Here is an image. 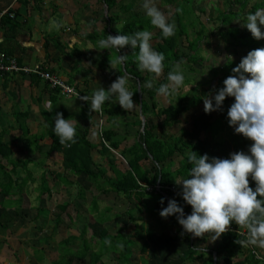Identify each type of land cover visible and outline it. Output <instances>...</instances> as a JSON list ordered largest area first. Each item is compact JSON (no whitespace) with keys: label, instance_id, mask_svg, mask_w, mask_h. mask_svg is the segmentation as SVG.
Wrapping results in <instances>:
<instances>
[{"label":"crops","instance_id":"obj_1","mask_svg":"<svg viewBox=\"0 0 264 264\" xmlns=\"http://www.w3.org/2000/svg\"><path fill=\"white\" fill-rule=\"evenodd\" d=\"M5 10L15 12V19L11 22L13 25L15 23V25L14 30L10 31V25H6L0 21V53H10V55H7L15 58L19 65L29 67L40 65L43 70L58 76L62 81L74 86L81 93L88 96H92L94 91L101 87L107 90L117 79L115 72L111 71L113 69L104 71V49L99 50L97 48V42L104 36L103 32L106 25L103 3H99L97 0H0V15ZM88 35H94L96 39L92 42L87 39ZM127 78V87L133 92L131 83H129L130 78L128 76ZM176 95L182 96L187 94ZM188 95L189 99H191L193 94ZM199 96L200 102L194 106H190L189 110L186 111L187 113L199 110L204 95L199 94ZM132 99L134 105H136L133 110H124V114L118 118L108 119L106 117L105 129L111 130L114 136L113 141L119 142L118 149L111 148L112 151L116 152V154L111 152L114 155L112 165L109 164L110 158L102 156L98 152L99 149L96 148L99 146L95 137V131L93 130L96 114L95 111L90 110L89 103L61 96L56 88H51L46 81L38 76L35 77V75L6 74L0 78V140L2 143L9 144V148L12 151L11 159L14 162L20 165L26 164L25 167L17 168L15 174H13V171H11L12 166L8 165L6 161H3L6 162V164L3 163L5 172L2 171V173H0V176L3 174V176L0 177V195L6 192L5 186L3 185L6 183L4 179L7 174L11 175V178H18L19 183L27 179L21 194L16 193V195H13L14 190H12L11 193L0 198V223L5 224L9 218L6 211H3L1 205L7 203L8 212H12L14 209L15 211H19L17 201L20 195L25 197V203L28 204L25 207L24 203L20 208L24 210L34 209L33 207L35 206L29 202L28 186L32 179L41 178L43 172L45 178L51 181L50 183H52L53 189L42 195L39 194L40 196L38 199H41L40 204L42 202L43 207L50 210V214L44 217V219L54 220L55 222L58 221L57 226L60 228L59 230L61 233L68 231L69 228L73 226H80V232L82 228L84 229L88 221L85 217L86 212L82 213L78 211L80 210L81 204L78 205L79 203L77 200H75L73 204L71 203L74 199L86 201L87 197L92 195L94 187L95 190L100 193L97 187L104 184V225H112L115 222L116 225H119V223L125 224V221H127L132 228L139 226L144 236L147 232L153 233L156 238L164 236L170 237L176 234L178 226H171V216L165 219L157 215V218L165 219L166 227L169 228V226H171L167 233H157L154 230L151 231L149 229L152 228H146L145 225H143L145 227V232L141 228V223H145L142 221L145 219V215H156V212L160 213L164 208L165 205L160 203L161 198L158 195L141 198L133 193L130 198L127 199L124 195H119L111 191L108 187L107 181H113L119 177L118 173H123L129 169L126 160L121 154L122 151L130 148L134 142L137 141V135L136 132L133 131V127H135V125L139 126L137 125L138 121L141 122L139 102L141 99L146 100L147 94L142 97V95L139 96V94L135 95L133 93ZM189 99L185 102H188ZM110 101L118 105L116 95H113ZM154 102L157 103L156 100H154ZM49 103H51L53 109L51 112H49L47 108ZM156 106L158 107V104H156ZM162 106L165 105L160 104L158 108H162ZM57 112L62 113L64 119H68L73 123L77 135L82 136L85 134V138L90 143L96 145V149L91 153V157L95 165L99 166V168H104V178H100V182L95 181L98 182L95 183L85 175L76 176L69 172H65L62 153L53 152L49 154V148L53 143L52 138L58 137L54 132L55 114ZM207 114L209 115V113ZM194 115L195 114L192 113L191 116H183L185 120H181L180 123H183V126H181L184 129L190 127V123H192L191 120L195 118ZM203 117H205V115L198 117L197 121H195L196 129L191 142L197 143L199 148L209 155H214V152L217 150L218 154H232V143L227 141L226 136L223 134L217 135V132H215V134L214 132L212 133L211 129L209 130L208 127H213L214 124L210 122L211 125H208L207 123H209V121H204ZM149 118L156 119L150 115ZM215 118L218 125L219 123H223L218 120L217 113ZM118 126L121 127L119 128ZM116 128L117 131L115 130ZM140 128L141 126H139V129ZM25 129L28 131L27 134L22 132ZM118 130L121 131L119 132ZM13 136H15L17 140L13 141ZM100 137L102 140L101 135ZM116 155L124 162L123 164L121 162V164L118 163V158H115ZM100 158L104 159L102 164L98 162ZM181 159V156L176 153L170 161H168V163L171 164L170 171L172 173L176 170V163L181 161ZM38 163H43L40 171L30 172L28 170L30 164ZM146 165L148 164L144 162L143 166ZM61 179H65L66 182L63 183ZM102 181L104 182L103 184H101ZM59 189L67 190L69 194L73 195V198H71L70 201L59 198L58 201L54 202L52 196L57 194L56 191ZM162 196L164 197L165 194H162ZM49 197L50 203L48 206L44 204V201L48 200ZM164 198L166 199V196ZM94 202L95 200L93 201L91 198L90 204L85 206V203H83V207H85V209L88 207L89 209L93 208L94 210V205H96ZM72 205L74 206L73 208ZM108 209L110 212H113V216H108L106 212L109 211ZM54 211L57 213L59 212L58 219L56 216L57 213H54ZM72 212L77 214L76 218H74ZM128 212L131 213V215ZM123 214H125V216H122ZM130 216H132V218H129ZM33 217H36L33 221L32 219L30 221L28 217H24L23 222H21L22 219L17 216L16 223L13 224V222H11L8 224V228L10 229H7L5 232L6 234H3L0 229V242L4 243L6 241L3 236L7 234L17 239L18 237L13 234H17L19 230L25 227L29 222L36 225L40 215H35ZM17 226L19 227L13 231L12 228ZM54 226H56V224H54ZM122 227L120 231L122 230L123 233L126 234ZM104 230L106 229L104 228ZM9 231L11 233H7ZM36 233L38 234L34 237L35 242L36 239L40 238V231ZM119 233L120 232L116 230L115 234ZM78 236H80V234L77 236L71 234L60 238V242L57 241V243L61 244L62 240L66 238H77ZM128 237L129 240L135 241L133 233H129ZM204 238L206 240L205 245L212 248L219 241V238L215 241L210 240V235H205ZM190 241H192L191 237ZM93 242L95 241L93 240ZM100 242L101 240H98V245ZM136 242L142 243L140 240ZM157 242H159V240H157L156 243ZM34 245V247H36L35 250L47 253L43 246L37 245V242ZM199 247H204V245ZM253 247L264 257V250L255 246ZM132 248L133 247H131V249ZM3 249L4 247L2 245L0 247V258H7L6 260L3 259L5 261L2 262V264H7L9 256L8 254L4 255V252H2ZM110 253L114 254L113 252ZM50 256H52V254L45 257V261L43 259H36L38 262L37 264H51L55 262L48 261ZM104 256L102 258H104ZM116 256L119 258L117 254ZM239 259H242V257L240 258L239 256L238 258H234L233 262ZM8 263H11V261H8ZM97 264H101L100 261Z\"/></svg>","mask_w":264,"mask_h":264},{"label":"trees","instance_id":"obj_2","mask_svg":"<svg viewBox=\"0 0 264 264\" xmlns=\"http://www.w3.org/2000/svg\"><path fill=\"white\" fill-rule=\"evenodd\" d=\"M158 1L164 6L174 5L175 7L173 14L167 20V22L169 23L174 21L176 25L175 35L172 37L165 38L162 35L161 30L151 24L150 17L140 12H137L131 0H97V2L103 3L105 5L107 12L105 17L106 25L104 27L103 32L104 36L101 39H107L108 35H111L113 37L118 34L131 35L138 31L147 30L151 33L150 45L153 50L161 52L165 56V60L163 61L164 69L162 72V76L161 79L158 80L155 77V74L150 73L147 70H140L139 62L137 59L139 54L138 47L131 48V46L128 45L120 49L118 52L115 48L104 49V71L113 69L111 71L115 72L116 77L128 76L130 80H134L139 84L141 95L147 94V98L151 101L150 103H148L144 99L140 100V113L145 118L144 128L142 131L137 133V141H135L130 148L122 151L121 154L122 157L126 160L129 169L124 171L123 173H118L119 177L114 179L113 181L107 182L108 187L111 191L116 192L119 195L122 194L127 199H129L133 193L141 198H147L153 195H158L164 200V208L168 206L169 200H175L178 206H181L183 208L184 215L186 218L188 215L191 214L192 210L190 206L187 205L186 202L183 200L181 195L182 185L178 184L183 179L191 178L188 174L192 165L187 161L186 154L190 150L196 152L198 156L204 155L206 154V152L199 148L197 143L191 142V139L194 137L195 130L187 132L183 128H181L179 135H176L177 130L175 128L171 131L170 134H168L167 130H163V126H166L168 129L169 127L173 128L172 126H174L175 124H180L179 116L183 112L188 111L190 106H194L200 102L199 94H208V92L205 90L201 91L197 86H194L186 93H182L187 95L177 96L175 104L168 105L162 108H158L156 106L154 98L158 95L157 89L160 85L169 84L168 73L170 71H174L176 65L180 66L182 72H184L183 68H185L184 62L187 63L185 65L189 67V69L186 68V71L189 72L190 70H192L190 69L191 64L200 65V62H202L203 60V57L200 55V45L201 42L205 40L210 33L207 32L204 24L199 21L198 16L195 14L193 0ZM248 2L249 0H226L227 9L224 11H218L216 18L219 25L227 27L226 31L222 32L220 35L230 37L233 41V44H236L238 47L246 50L247 53L251 50L260 48L261 44L264 42L263 39L259 41L255 40L251 34H249L247 37H243L241 32L243 29L247 28L243 27V29L241 30L242 27L232 25V22L242 20L243 17L241 12L245 10ZM233 4H237L239 6L238 11L231 10L230 6H232ZM178 8L182 9V12H178ZM257 9H264V2L261 1L252 4L250 10L248 11V14L254 13ZM14 19L9 18L7 14H3L2 16H0V21L2 23L10 25V31L14 30L15 23L14 25L11 23ZM183 38L186 43V48L189 50L187 54L180 48V41ZM87 39L93 42L96 39V36L88 35ZM227 43L229 46L232 45V43L230 42ZM233 52H235V50H233ZM3 53L5 55H10V53L7 52ZM119 55L126 56L125 62L123 64L113 63V61ZM230 66L231 64L227 62L225 66L219 68L217 70V73H215V75H222L220 78H218L217 89L223 87V81L227 78L228 72L225 69H228V67ZM183 75L185 77L183 85H190L192 78L186 75L185 72L183 73ZM150 80L155 81L151 89L145 86V83ZM63 83L73 88L80 95L86 96L85 94L77 90L74 86L67 84L64 81ZM132 89L133 93L135 95H138L136 86H133ZM56 90L59 94H61L59 88H56ZM188 94L195 95H192L191 99L188 102H185L189 99ZM229 98L234 101V97H226L222 104V110L215 111L217 113L218 120L221 122L224 121L225 123L228 122L227 112L231 106V100H229ZM74 99L83 102L81 98ZM86 103L91 104V100L89 99ZM102 108L103 110L101 111V116L102 118L104 117V122L106 121V117L108 119H112L118 118L122 114H124V110L120 107V105H117L112 101H106ZM203 113L205 114V112ZM95 114L97 115L98 112H95ZM149 115L155 118H162V127L149 124ZM197 119L198 118L192 119V122L197 121ZM137 125L141 126V122L138 121ZM232 132L234 133V139L232 141L233 153L240 151L244 152L245 154H250L248 150L253 142L240 134H236L234 130ZM23 133L27 134V129L23 130ZM101 136L102 142L99 143V146L97 147L85 138V134L82 136L77 135V142L71 147L62 146L59 143V137H56L57 139L53 137V143L49 148V154L53 152L62 153L63 168L65 172H70L71 174L76 176L85 175L94 181L100 178L103 179L104 168H99V166L95 165L92 160L91 153L96 148L99 149L98 152L102 156H107L108 158H110L109 164L113 165L114 155L111 153V148L118 149L119 142L113 141V132L111 130L105 129L104 123L101 127ZM187 137H189L190 140H186ZM176 153L179 154L182 159L179 163L178 168L175 170L174 173H172L170 171L171 164H169L168 161H170V159ZM11 156L12 151L9 148V144L2 143V141L0 140V173H2V171L5 172L4 164H6V162L8 163V165L12 166L11 171H13V174H15L17 168L26 166V164L20 165L19 163L14 162L11 159ZM212 157L220 159H230V155L214 156L212 154L209 156V158ZM144 162L148 165L143 166ZM4 181L6 183L3 186H5L6 192L1 194L0 198L11 193L12 190H14L13 195H16V193L21 194L27 179H24L23 182L19 183L18 178H11V175L7 174ZM254 183L255 181L252 180L251 177H249V186L250 184L253 186ZM156 185L161 187V191H156ZM168 186H174L175 191H169L167 189H164ZM146 188H151V190L147 191ZM97 189L101 194H104V184L101 186L99 185ZM38 191L40 195L47 193L41 190ZM162 194H165L166 199L164 198L165 196H162ZM259 198L260 197H258V199ZM40 200L37 202V205L33 207L34 210L37 211L38 215H40V210L45 208L42 206V202L40 204ZM17 202L19 211H15L14 209L12 212H8V204L6 203L4 205H1L3 211H6L9 217L5 224L0 223V229L3 234H5L7 229H10L8 228L9 223H16L17 216L22 219L21 222H23L24 217H28L30 221L31 219L32 221L36 219V217L30 218V210H24L20 208L25 203L24 196L20 195ZM27 205L28 204L26 203L24 204L25 207ZM94 207H96V205H94ZM54 213L57 212L54 211ZM129 214L131 215V213ZM56 216L58 219L59 212L56 214ZM129 218H132V216H130ZM55 224L57 226L58 221L55 222ZM171 226H178L176 234L170 237L164 236L160 238H156L155 235L151 232H147L144 236L142 234L141 229H139L140 227L135 226V228L137 229L136 233L134 234L135 241L129 240L128 235L124 234L122 230L119 231V234L109 235V233L103 229L99 233L101 243H104V241L108 238H113V241L111 240V247L105 246L103 250L100 249L98 250V252L92 251L91 253L88 252L87 248L83 249V251H81L79 254H76L75 257L71 256L70 259H67L65 261L63 260V264H73L74 260L81 261L86 257L88 258L87 264H97L104 255L110 252H113L114 254L118 255V263L129 264L132 257L131 247H135L137 243L136 241L138 240L142 241L140 245V254H146L147 256H149V262L150 259L159 258L162 262H164V264H173L174 257H176L178 262L177 264H214L213 253H215V264L261 263V261L259 262V260H257L254 255L249 252L247 247H240V245L236 243V241L244 239L236 233L229 232L222 234L219 237L218 243L213 248L208 246L200 248L199 243H205V238L194 237L191 233H185L182 226L178 223L175 215L171 216ZM230 226L232 228L238 227V225L233 222L230 224ZM18 227L19 226L13 227V231ZM38 231H42L41 228H38ZM84 233L85 229H82L79 237H82ZM190 237L192 241H190ZM157 240H159V242L156 243ZM68 242L70 243V238L62 240V243L65 245L69 244ZM121 244L123 245V248L120 247ZM1 246L2 243L0 242V247ZM239 256L240 258L242 257V259L235 260L233 262V259L238 258ZM56 262L58 261H55L52 264ZM262 263L264 264V262Z\"/></svg>","mask_w":264,"mask_h":264},{"label":"clouds","instance_id":"obj_3","mask_svg":"<svg viewBox=\"0 0 264 264\" xmlns=\"http://www.w3.org/2000/svg\"><path fill=\"white\" fill-rule=\"evenodd\" d=\"M143 8L151 18V24L160 29L165 38L175 35V22H167L165 15L154 5L153 0H144ZM9 11V10H8ZM182 12V9H177ZM244 27L255 40L264 39V9H257L246 17ZM151 33L147 30L138 31L131 35H108L107 39L97 42L99 50L115 48L118 52L125 46L139 48L138 62L140 70H147L160 76L164 69L165 56L154 51L150 45ZM125 55H119L113 61L123 64ZM232 73L223 81V87L216 90L211 98L203 99L204 112L222 110L226 97H234V103L227 112L228 124L234 127V132L251 140L250 154L236 152L230 154V159L209 158L207 154L197 155L190 150L187 161L192 165L189 177L183 179L181 195L192 212L185 218L183 208L175 200H169L168 206L159 215L162 218L176 216L178 223L185 233L194 237L210 235L215 241L230 229L235 222L248 230V238L236 241L240 247L255 246L264 250V48L248 52L240 63L232 68ZM127 76H118L105 90L101 87L95 90L91 97H80L83 101L91 100L90 110L101 112L106 101L113 95L125 111H131L136 105L133 102V92L127 87ZM171 84H162L157 89L158 94L165 97L174 95L183 85L185 77L179 65L168 73ZM155 81L150 80L145 86L151 89ZM78 97L79 93H75ZM51 112V103L47 106ZM54 132L59 137V143L71 147L77 142L76 129L72 122L63 118V114H55ZM249 177L256 183L253 190L249 186ZM258 197H260L258 199ZM164 203L163 198L160 201ZM110 244L109 240L104 241ZM123 248V245H120Z\"/></svg>","mask_w":264,"mask_h":264},{"label":"rangeland","instance_id":"obj_4","mask_svg":"<svg viewBox=\"0 0 264 264\" xmlns=\"http://www.w3.org/2000/svg\"><path fill=\"white\" fill-rule=\"evenodd\" d=\"M264 2V0H249L245 10H243L241 12L242 14V20H237L232 22V25L234 26H240L242 27L241 30L243 29V24L246 23V17L248 15V11L250 10V7L252 4L256 3V2ZM131 2L133 3L134 7L136 8L137 12H140L142 14H146V10L143 8V3L144 0H131ZM154 5L165 15L166 20H168L170 18V16L173 14L174 12V5H170V6H164L162 4H160V2L158 0H153ZM193 7H194V11L195 14L198 16L199 21L202 22L207 30V32H209L210 34L208 35V37L203 40L201 42V51H200V55L203 57L202 62H200V65L198 64H191L190 65V72L186 71V68L189 69V67H187L185 64H187L186 62H184V67L183 71L185 72L186 75H188L191 80L190 85H181L178 89V91L171 96L165 97L163 95L158 94L156 96V98H154V100L157 101L156 104H158V107H160L161 105H165L168 106L175 104V100L177 95L176 94H182V93H186L187 91H189L192 87L197 86L201 91H207L208 94H200V95H204V97L202 98V103L199 106V110L196 112H183L179 118L180 121H184L185 118H183V116H191L192 113H194L195 118L197 117H202L203 115H205V117H203V120L208 122V125H211L210 122L213 125V127H208V129L212 131V133L217 132V135L223 134L224 136H226V140L230 141L232 143L233 141V137H234V133L232 132L234 130V127H230L228 122L225 123L223 121V123H218L215 121V116H216V112L213 111L211 113H209V115H206V113L204 114V103H203V99L205 97L211 98L212 96H214L216 94V90L218 85V78H220L222 75H215V73H217V70L219 68H222L223 66L226 65V63H230L231 66L228 67V69H225L227 72V77H229L230 75H234V73H232V68L236 67L241 59L243 57H245L248 53L246 50L238 47L236 44H233V41L231 40L230 37L225 36V35H220L222 32L226 31L227 27L226 26H221L218 24V21L216 20L217 18V14L218 11H224L227 9V3L226 0H193ZM231 7V10L233 11H238L239 6L237 4H233ZM104 9L106 11V7L104 5ZM202 9V11H201ZM104 11V12H105ZM261 27V31L264 32V26H260ZM242 36L243 37H247L249 34H251L247 29H243L242 30ZM264 40V39H263ZM227 42L232 43L231 46L228 45ZM180 48L182 49V51H184L186 54L189 52V50L186 48V43L184 41V38L181 39L180 41ZM260 48H264V42L261 44ZM233 50H235V52H233ZM216 71V72H215ZM183 72V73H184ZM161 76L156 77L158 80L161 79ZM130 81V82H129ZM128 82L131 83V86L133 88V86H136V88L139 86V84L137 82H135L134 80H129ZM171 84V82L169 81V85ZM140 87V86H139ZM195 95V94H193ZM145 96L142 95V97ZM165 100V101H164ZM190 100V99H189ZM229 100H231L229 98ZM147 102H151L148 98L146 99ZM234 103V101L231 100V105ZM162 106V107H165ZM137 108V107H136ZM99 114L95 115V123H94V133H95V137L98 143H101V137H100V132H99V126L100 124L104 123V117L100 120V118L98 117ZM150 119L149 124H154L156 126L162 127V118H156V119ZM214 119V120H213ZM189 120V119H188ZM192 122V120H191ZM200 122V121H199ZM223 124V125H222ZM183 123L180 124H175L174 126H172L173 128L169 127L167 129L166 126L164 127V131L167 130L168 134L171 133V131L175 128L176 131V135H179L180 133V129L183 128ZM119 128L121 126H118ZM226 127V128H224ZM184 129V128H183ZM196 129V123L195 121H193L192 123H190V127L187 129H184L185 131H193ZM117 131V128L115 129ZM103 131V129H102ZM119 132L121 130H118ZM133 131L136 132V135L138 132L142 131V127L139 129V126L133 127ZM23 132V131H22ZM222 135V136H223ZM13 141L17 140L15 139V136L12 137ZM186 140H190L189 137L186 138ZM192 140V139H191ZM114 154H116L115 151ZM218 150L216 152H214V155H218V156H224L225 154H218L217 153ZM232 152V151H231ZM225 153V152H224ZM233 153V152H232ZM208 156L212 155V154H208L206 153ZM115 158H118V163L119 164H123L124 162L121 161L120 157L118 155L115 156ZM98 162L100 164H102L104 162V159L100 158L98 159ZM117 162V160H116ZM121 162V163H120ZM179 162L176 163V169L179 166ZM43 163H38V164H30L28 170L30 172H35V171H40L41 170V166ZM68 173V172H67ZM70 173V172H69ZM47 177V175H46ZM44 178V179H42ZM31 180V179H30ZM61 181L63 183L66 182L65 179H61ZM59 181V182H61ZM94 181V180H92ZM95 181H100V179H97ZM94 181V182H95ZM51 181H49L47 178H45V175H41V178H34L31 180V182H29V186H28V197H29V202L30 204L36 206L37 202H38V198H39V193L38 190L44 191V192H48L51 191V189H53V185L52 183H50ZM104 182L102 181L101 184H103ZM93 187V186H92ZM250 187H252L253 189L256 188V183L253 184V186L250 184ZM65 189V188H64ZM64 189H59L57 190V194L52 196V199L54 202L58 201L59 198L60 199H64L67 201H70L71 198H73L72 194H69V192L67 190ZM51 195V194H50ZM37 197V199H36ZM45 197V196H44ZM93 199V201L95 200L94 203H96L97 207H94L95 210H93V208L89 209V207L87 209H85V207H83V203H85V206H88L90 204V199ZM77 200V202L79 203L78 205H80V212L85 213V217L88 219L86 225H85V233L84 235H82V237H77V238H70V243L69 244H58L57 241L60 240V238H63L65 236H69L71 234H75V236H77L78 234H80V226H73L71 228H69L68 231L65 232H60V228L58 226H54L55 221L54 220H48V219H44V217H47L50 214V210L49 209H41L39 214L40 217L38 219V222L36 223V225L31 224V222H29L25 227L21 228L19 230V232L17 234H13L14 236H17L18 238L15 239L13 236L12 239L9 236V234L4 235L3 238L6 240L4 243H2L4 249L2 252H4V255L9 256V259L7 260V264H37L38 262L36 261V259L41 260L43 259L45 261V257L49 256L52 254V256H50V258L48 259V261L53 262V261H57V264H63V260H67L70 259V257H75L76 254H79L81 251H83V249H88V252L95 251L98 252V250H103L106 247H111V240L113 241V238H108L107 240L110 241V244H105L104 243H99L98 245V240H100V235L99 233L105 228L107 230V232L112 233L109 235H115L116 230L120 231L121 227L124 229V232L128 235L129 233H133V235L136 233V228H132V226L130 225L129 222L125 221V224L119 223V225H104V219H105V215H104V195L101 193H98V191L95 190L94 187V191L92 193L91 196H88L86 201H79L78 199H74L72 201L71 204H73V202ZM50 203V197L48 198V200L44 201V204L49 206ZM74 206L72 205V208ZM76 209V207H75ZM109 210V209H108ZM134 211V210H133ZM108 216H113V212L106 211ZM132 215L133 212L131 211ZM74 218L77 217V214L75 212H72ZM35 215H38L36 210H30V217H33ZM157 215H159V212H156V215H151V216H146L145 215V219L142 220L145 223H141L142 229L145 232V227H151L152 229L149 230H154L157 233H167L169 231V228H171V226L166 227L165 226V219L162 218H157ZM122 216H125V214H123ZM120 216V217H122ZM107 217V215H106ZM119 217V218H120ZM144 217V215H143ZM142 217V218H143ZM151 218V219H150ZM86 219V220H87ZM106 224V223H105ZM122 224V226H121ZM145 225V227L143 226ZM118 226V227H117ZM38 228H41L42 231H40V238L36 239L37 245H41L43 246V248L45 249V251L47 253H42V251H37L35 250L36 247H34L35 245V240L34 237L35 235H37L38 233H36L38 231ZM63 229V228H62ZM83 229V228H82ZM7 233H11L10 231ZM6 234V233H5ZM34 241H33V240ZM145 239V238H144ZM93 240L95 242H93ZM35 242V243H34ZM60 242V241H59ZM91 243V245H90ZM87 245V246H86ZM115 245V244H114ZM140 245L141 243H136V246L133 247L132 250V259L130 260L129 264H164V262H162L159 258L157 259H150V262L148 261L149 256H147L146 254H140ZM206 246L205 243H199V246ZM214 245V244H213ZM116 246V245H115ZM216 246V245H215ZM214 246V247H215ZM117 247V246H116ZM212 248V247H211ZM249 252H252L253 250L257 253V251L254 249V247H250ZM45 254V255H44ZM58 254V255H57ZM47 255V256H46ZM3 259H7L5 257L0 258V264H2ZM8 261H11V263H8ZM261 261V260H260ZM88 262V258L84 259L83 261H79V260H74L73 264H87ZM264 261H261V263ZM54 263V264H56ZM101 264H120L118 263V259L116 254H112V253H108L104 256V258H102L100 260ZM177 258L174 257L173 260V264H177ZM40 264H45V263H40ZM47 264V263H46ZM52 264V263H51Z\"/></svg>","mask_w":264,"mask_h":264},{"label":"built area","instance_id":"obj_5","mask_svg":"<svg viewBox=\"0 0 264 264\" xmlns=\"http://www.w3.org/2000/svg\"><path fill=\"white\" fill-rule=\"evenodd\" d=\"M3 14H7V16L11 19L15 18V13L13 11H8L5 10L1 13L0 16ZM6 74H24V75H36L39 78L43 79L44 81L47 82V84L51 88H59L61 91V95L71 98H80L83 97L82 95L79 94L77 97L75 93H77L73 88L67 86L66 84L63 83V81L56 75L50 73L49 71L43 70L40 65H34L32 67L29 66H22L19 65L15 58L9 57L8 55H5L4 53H0V78H2ZM98 117L100 120L102 119L101 112H98ZM103 124V123H102ZM102 124L98 125L99 126V131L101 135V127ZM156 191L160 190L161 187L156 186L155 187ZM163 189V188H162ZM164 189H167L169 191H175L174 186H168L165 187ZM147 191L151 190V188H146ZM190 206V205H189ZM191 208V206H190ZM192 210V208H191ZM228 232H238L242 236L248 238V234L245 230V228L241 227L240 229L234 230L232 227H230ZM258 259L264 261V258L257 257Z\"/></svg>","mask_w":264,"mask_h":264},{"label":"bare ground","instance_id":"obj_6","mask_svg":"<svg viewBox=\"0 0 264 264\" xmlns=\"http://www.w3.org/2000/svg\"><path fill=\"white\" fill-rule=\"evenodd\" d=\"M156 186H158V185H156ZM155 186V187H156ZM159 191H161V189L160 190H158V192ZM231 227V226H230ZM241 227L240 226H238L237 228H233L234 230H237V229H240ZM245 230H246V232H247V229L245 228ZM227 233H229V232H227ZM232 233H236V234H238L239 236H241L242 238H244V239H247L246 237H244V236H242L241 234H239L238 232H232ZM247 234H248V232H247ZM250 247H252V246H250ZM250 247H247V249H249ZM250 253H252L253 255H254V257L257 259V260H259L260 261V259H258L257 257H260V258H264V257H262L258 252L256 253L254 250L252 251V252H250ZM262 261V260H261Z\"/></svg>","mask_w":264,"mask_h":264},{"label":"water","instance_id":"obj_7","mask_svg":"<svg viewBox=\"0 0 264 264\" xmlns=\"http://www.w3.org/2000/svg\"><path fill=\"white\" fill-rule=\"evenodd\" d=\"M107 14V12L105 11V15ZM137 92H138V94H139V96H141L140 94V87L138 86L137 87ZM140 118H141V127H142V130H143V128H144V125H145V118H144V116H142L141 115V113H140ZM215 253H213V258H214V264H215V262H216V260H215Z\"/></svg>","mask_w":264,"mask_h":264}]
</instances>
